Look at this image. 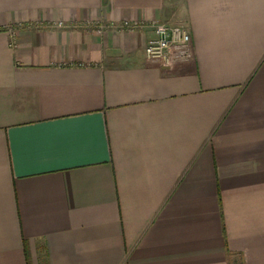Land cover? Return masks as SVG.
I'll return each instance as SVG.
<instances>
[{
    "label": "crops",
    "instance_id": "obj_1",
    "mask_svg": "<svg viewBox=\"0 0 264 264\" xmlns=\"http://www.w3.org/2000/svg\"><path fill=\"white\" fill-rule=\"evenodd\" d=\"M0 264H264V0H0Z\"/></svg>",
    "mask_w": 264,
    "mask_h": 264
},
{
    "label": "built area",
    "instance_id": "obj_2",
    "mask_svg": "<svg viewBox=\"0 0 264 264\" xmlns=\"http://www.w3.org/2000/svg\"><path fill=\"white\" fill-rule=\"evenodd\" d=\"M44 28L82 29L95 32L114 29L118 32L127 34L137 33L143 29L150 28L154 37L148 41L144 48L145 60L148 63L168 67L173 63H185L192 59L191 39L186 28L182 25L169 26L157 22H122L120 24L96 22L82 25H66L63 22H58L47 24ZM8 30L11 38L14 39L16 29L8 28Z\"/></svg>",
    "mask_w": 264,
    "mask_h": 264
}]
</instances>
